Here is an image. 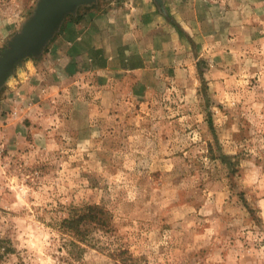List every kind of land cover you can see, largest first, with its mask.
Wrapping results in <instances>:
<instances>
[{
  "label": "rangeland",
  "instance_id": "374dc122",
  "mask_svg": "<svg viewBox=\"0 0 264 264\" xmlns=\"http://www.w3.org/2000/svg\"><path fill=\"white\" fill-rule=\"evenodd\" d=\"M217 1L232 6L229 42L158 93L30 99L18 64L43 60L54 35L9 65L0 264H264V0H246L245 24L238 0ZM36 3L0 0V58ZM86 204L112 228L92 230L69 262L59 223Z\"/></svg>",
  "mask_w": 264,
  "mask_h": 264
},
{
  "label": "crops",
  "instance_id": "0c3cea01",
  "mask_svg": "<svg viewBox=\"0 0 264 264\" xmlns=\"http://www.w3.org/2000/svg\"><path fill=\"white\" fill-rule=\"evenodd\" d=\"M223 4L216 0L80 4L64 14L45 60L32 58L18 65V88L32 100L50 89L48 94L56 95L62 89L80 93L82 87L96 92L94 98L158 93L170 82L192 77L200 60L214 59L216 49L229 42L225 22L232 6ZM236 7L245 24L246 0H238Z\"/></svg>",
  "mask_w": 264,
  "mask_h": 264
},
{
  "label": "water",
  "instance_id": "95a60500",
  "mask_svg": "<svg viewBox=\"0 0 264 264\" xmlns=\"http://www.w3.org/2000/svg\"><path fill=\"white\" fill-rule=\"evenodd\" d=\"M90 1L92 0H37L32 14L23 23L22 32L0 58V80L17 58L30 57L32 51L39 50L42 44L49 41L66 12Z\"/></svg>",
  "mask_w": 264,
  "mask_h": 264
},
{
  "label": "trees",
  "instance_id": "16d2710c",
  "mask_svg": "<svg viewBox=\"0 0 264 264\" xmlns=\"http://www.w3.org/2000/svg\"><path fill=\"white\" fill-rule=\"evenodd\" d=\"M111 226V214L99 204H86L82 208L73 209L69 216L59 223L62 234L68 237L63 244L67 248L69 262L82 257V246L90 242L92 230H109Z\"/></svg>",
  "mask_w": 264,
  "mask_h": 264
}]
</instances>
